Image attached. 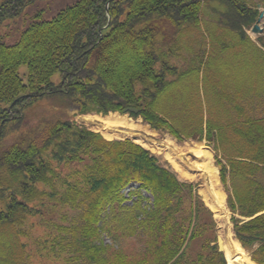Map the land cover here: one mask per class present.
Here are the masks:
<instances>
[{
  "label": "trees",
  "instance_id": "obj_1",
  "mask_svg": "<svg viewBox=\"0 0 264 264\" xmlns=\"http://www.w3.org/2000/svg\"><path fill=\"white\" fill-rule=\"evenodd\" d=\"M29 3L0 0V24ZM259 5L264 0H79L49 21L36 20L16 44L0 41V104L8 105L1 143L47 97L79 115L129 114L180 142L205 140L223 167L236 239L264 264V46L247 32ZM207 7L228 20L218 26L226 36L211 38ZM183 52L192 58L181 70L172 61ZM69 170L76 182L65 176ZM49 203L84 210L63 228L70 235L63 247L84 264H228L195 184L143 146L109 141L74 118L20 135L1 151L0 264H32L24 226L44 217ZM104 234L141 253L115 250Z\"/></svg>",
  "mask_w": 264,
  "mask_h": 264
},
{
  "label": "rangeland",
  "instance_id": "obj_2",
  "mask_svg": "<svg viewBox=\"0 0 264 264\" xmlns=\"http://www.w3.org/2000/svg\"><path fill=\"white\" fill-rule=\"evenodd\" d=\"M77 1L79 0H29V6L21 14V16L7 18L1 22L0 41L6 45L16 44L21 39L22 33H24V31L33 22L36 20L49 21L53 19V17L56 16L61 10L67 8L68 6H72ZM246 1L249 5L253 6L254 2L258 0ZM218 8L221 12L224 11L223 7L220 5ZM262 11H264V8H262ZM37 16L39 18H36ZM219 21H222L224 24H226L228 20H225L224 17L222 18L218 12H214L213 10L209 9V7L204 10L203 23L204 26H206L207 23L210 30H212V39H214L213 36H226L225 30L218 27L220 25ZM230 23L234 24L233 20H231ZM262 28H264V20L262 21ZM248 34L254 42H259L260 36L256 34L254 35L252 30H249ZM218 39L219 38H216L215 42L217 46L221 44ZM190 42H192V40ZM197 42H203V39L198 37ZM223 43L229 46L232 42L228 41L225 43L223 40ZM193 47L195 48L196 44H194ZM191 58V54L183 52L181 58H177L175 60L173 59L172 62L173 64H176L181 70H184L190 67ZM27 73V66H22L20 74L24 80H26ZM53 82L55 84L61 83L60 74L55 75ZM7 108L8 105L0 104V115L3 110ZM25 116L26 117L22 126V130L17 133L8 134L2 143L0 139V155L1 151H5L10 145H12L18 136H25L28 134L33 135L36 133L40 135L42 133V129L48 123L56 122L67 117L74 118L78 124L86 126L92 131L100 132L103 134V136L105 135V132H109L112 137L108 139L104 136L107 140H131L141 145L144 142V147L149 149L152 154H154L159 159L162 165L170 168L171 171H173L181 181L196 185L197 194L200 196L204 204L211 210L209 207L210 202L208 199H206L207 195H205L207 186L211 187L210 178L204 172L200 171V169L196 168V166L201 167L200 163L204 162V160H198L192 155L194 154L193 149L202 147V149L212 154L209 163L215 168L217 173L218 182H214L216 184V190L217 192H223L225 194L224 195L222 193L224 196L223 207L225 206L222 210V214L217 215V213L215 214L211 210L216 223L215 228L217 236L218 238H222L225 248L228 244H234L235 241H238L233 231V214L227 204L228 195L224 190V186L220 178V169L218 168L216 160L217 154L214 149L210 147L207 141L180 142L167 132L153 130L150 125H147L143 122L142 118L134 119L129 114H125L123 116L118 114L109 115L108 117L115 116L124 122V124L121 126H111L109 128L103 123V119L108 117L102 118L103 116L97 114L79 115L76 110L68 108L63 101L61 102L60 98L56 97L45 98L41 104L30 110H27ZM105 128L108 129L105 130ZM168 148H172L171 150L176 153L175 155L177 157L180 156L178 159L181 161L183 166L185 165V167L182 168L183 170H186L188 176L180 175L175 170L176 166L172 162V156H167V154L170 153ZM219 160H221V158H219ZM223 162L225 163V161ZM65 176H72V178H69L71 182H76L79 178L74 176L71 170H69ZM59 189L63 192L61 187H59ZM206 200L209 203H207ZM129 205H132V202H129ZM42 210L44 212V217L38 216L33 218L24 226L25 231L28 233V238L26 239V243L28 245L27 251L31 255L32 264H84V260L81 259V256L78 253L75 254L73 249H65L63 247L67 242H70V235L64 232L63 228L69 227L72 222L79 220L84 210H82V208L73 209L71 206H64L62 204L54 206L51 203H49L47 207H42ZM63 239L66 241L63 242ZM102 240L108 246H115V250H118V248L123 249L122 251L128 254V256H130L132 253H141V248L137 247L136 244L126 242L121 244L117 243L108 234H104Z\"/></svg>",
  "mask_w": 264,
  "mask_h": 264
},
{
  "label": "bare ground",
  "instance_id": "obj_3",
  "mask_svg": "<svg viewBox=\"0 0 264 264\" xmlns=\"http://www.w3.org/2000/svg\"><path fill=\"white\" fill-rule=\"evenodd\" d=\"M110 115H113V114H110ZM114 115H117V114H114ZM102 118H106V117H102ZM103 123L106 125V127H109V128L111 126H121L124 124L123 121H121L118 117H115V116H111V117H108L106 119H103ZM107 129L108 128H105V130H107ZM104 136L108 139L112 137V135L109 134V132H105ZM144 144L145 143L143 142L142 145L144 146ZM171 149L168 148L170 153L167 154V156H172V162L176 166L175 170L180 175L188 176V174L186 173V170H183V168H182V167H185V165L183 166V164H181V161H179V159H178V157H180V156L177 157L175 155L176 153H174ZM193 153L194 154H192V155L195 158H197L198 160L199 159L204 160V162L200 163L201 167L196 166V168L200 169V171L204 172L210 178V181H211V187L207 186L206 194H205V195H207L206 199H208V201L210 203L207 202V200H206V202L209 203V207L211 208V210L215 214L217 213V215L218 214L221 215L223 212L222 210L225 207V206L223 207V200H224L223 194L224 193L222 192L223 193L222 194L220 192H217V190H216V184L214 182H218L217 173L215 171V168L212 167V165L209 163V160H210L212 154H210L208 151L202 149V147L193 149ZM204 193H205V191H204ZM234 251L237 253H235ZM246 253L247 252L245 251V249L241 246V244L238 241H235L234 244L233 243L228 244L225 248V256H226V259L228 261V264H255L251 260L250 255L248 253H247L248 254L247 255Z\"/></svg>",
  "mask_w": 264,
  "mask_h": 264
},
{
  "label": "water",
  "instance_id": "obj_4",
  "mask_svg": "<svg viewBox=\"0 0 264 264\" xmlns=\"http://www.w3.org/2000/svg\"><path fill=\"white\" fill-rule=\"evenodd\" d=\"M259 8H260V5H259ZM263 19H264V11H262L260 13L258 21H257V24L253 28V33H255V34H262L263 33V28H261V26H260V24H261ZM130 112H137V111L134 110V109H130ZM218 168L221 170L222 166H218ZM218 244H219L220 251L221 252H225V248H224V245H223L222 238L218 239Z\"/></svg>",
  "mask_w": 264,
  "mask_h": 264
},
{
  "label": "crops",
  "instance_id": "obj_5",
  "mask_svg": "<svg viewBox=\"0 0 264 264\" xmlns=\"http://www.w3.org/2000/svg\"><path fill=\"white\" fill-rule=\"evenodd\" d=\"M250 36V35H249Z\"/></svg>",
  "mask_w": 264,
  "mask_h": 264
}]
</instances>
